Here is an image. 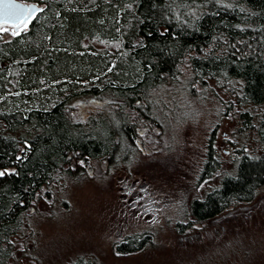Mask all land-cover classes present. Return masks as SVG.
Segmentation results:
<instances>
[{
    "label": "trees",
    "instance_id": "trees-1",
    "mask_svg": "<svg viewBox=\"0 0 264 264\" xmlns=\"http://www.w3.org/2000/svg\"><path fill=\"white\" fill-rule=\"evenodd\" d=\"M20 1L42 11L0 43V264H41L35 222L42 209L54 214L49 198L87 167L109 169L122 147L125 157L138 150L142 123L160 126L155 102L176 85L220 91L248 139L235 147L234 172L191 201L193 222L254 199L264 184V0ZM220 165L209 138L199 179ZM148 240L132 236L115 251Z\"/></svg>",
    "mask_w": 264,
    "mask_h": 264
},
{
    "label": "rangeland",
    "instance_id": "rangeland-1",
    "mask_svg": "<svg viewBox=\"0 0 264 264\" xmlns=\"http://www.w3.org/2000/svg\"><path fill=\"white\" fill-rule=\"evenodd\" d=\"M12 36L0 34V43ZM176 88L174 97L155 102L160 126L142 123L138 150L125 157L122 147L109 169L87 167L49 198L54 214L42 209L35 222L41 264H264V184L249 202L205 223L191 219V201L234 172L235 147L248 139L238 132L235 110L224 113L220 91ZM85 101L77 102L88 107ZM209 138L220 170L200 180ZM132 236L149 240L131 254L116 253Z\"/></svg>",
    "mask_w": 264,
    "mask_h": 264
},
{
    "label": "snow or ice",
    "instance_id": "snow-or-ice-1",
    "mask_svg": "<svg viewBox=\"0 0 264 264\" xmlns=\"http://www.w3.org/2000/svg\"><path fill=\"white\" fill-rule=\"evenodd\" d=\"M39 11L42 9L29 7L24 3H18L17 0H0V34L10 32L13 36L20 35L28 29ZM5 174L4 171H0V177Z\"/></svg>",
    "mask_w": 264,
    "mask_h": 264
},
{
    "label": "water",
    "instance_id": "water-1",
    "mask_svg": "<svg viewBox=\"0 0 264 264\" xmlns=\"http://www.w3.org/2000/svg\"><path fill=\"white\" fill-rule=\"evenodd\" d=\"M17 2L18 3H24V2H22L20 0H17ZM24 4H26V3H24ZM26 5L29 6V7H35V8L40 9L39 6L37 4H35V3H29V4H26Z\"/></svg>",
    "mask_w": 264,
    "mask_h": 264
}]
</instances>
